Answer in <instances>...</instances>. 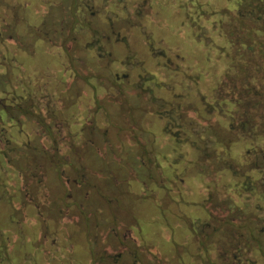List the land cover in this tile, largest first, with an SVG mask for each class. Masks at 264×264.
I'll return each mask as SVG.
<instances>
[{"label":"rangeland","instance_id":"rangeland-1","mask_svg":"<svg viewBox=\"0 0 264 264\" xmlns=\"http://www.w3.org/2000/svg\"><path fill=\"white\" fill-rule=\"evenodd\" d=\"M24 1L37 3L42 27L29 22L27 33L40 42L19 41L15 63H0L7 77L38 81L42 126L28 122L13 137L20 145L27 134L47 157L20 161L0 121V151L9 153L0 165V264L221 259L227 232L245 222L238 208L239 220L219 218L234 215L228 209L245 198L235 187L249 179L247 142L231 132L216 93L247 40L237 0H80L76 19L88 25L65 45L50 27L60 10L71 24L68 2ZM6 12L0 19L10 20Z\"/></svg>","mask_w":264,"mask_h":264},{"label":"trees","instance_id":"trees-1","mask_svg":"<svg viewBox=\"0 0 264 264\" xmlns=\"http://www.w3.org/2000/svg\"><path fill=\"white\" fill-rule=\"evenodd\" d=\"M63 1L66 3L68 2L67 4H65L69 8L70 14L73 18L71 20V24H68V11L64 10V13L62 14V10H60V17L58 15L56 18V30L58 35L63 36L64 34L68 33L69 38L71 39L70 33L74 32L76 26H79L81 28L88 24L81 23L85 22L82 19L81 22L76 19L77 12L80 7V0ZM235 2L236 4L238 3V9L235 14V19L238 25H240L241 27L244 26L243 29H246L245 35L247 36V40L244 42L238 41L240 45H238L239 47L237 48V50L241 48V52L243 55L240 57H234L235 61L230 68L233 70L230 72H226L223 79L219 82L216 91L217 100L220 104L226 103V101L228 103H226V105H224V107L221 109V113L225 114L224 117H230L229 126L231 132L236 137L246 141L247 145L250 144V146H252L255 150L258 149L257 151H259L260 149L264 148V0H237ZM57 4L58 7L63 8V4L60 1L57 2ZM86 10V8H83V11ZM63 15H65V17H63ZM62 32H64V34H62ZM72 40L73 39H71L70 41ZM66 42L67 40L59 41L61 45H65ZM1 75L2 74L0 73V77ZM255 79L258 81H255ZM2 88L3 87L0 84V94L4 93V90ZM15 91L18 92L19 90L16 89ZM8 103L9 102H7V100L5 99V94L3 96L0 95V121L5 122L8 120V123L6 124L8 125L7 128H9V137L7 140L9 143V149L14 151L15 154L20 157V161L26 159L29 162L33 158H36V162H44V157H47L44 154V151H42L40 154V151H37L39 149L38 146H40V144L36 145L35 141L32 142L31 139H27V134L25 140L23 141V144L20 145L15 140V137H13V134L16 132L21 135V133L24 131L23 128L28 122H33L37 127H41L42 122L40 121L42 117H37L36 120H34V118L32 117V120L30 121H22V118L19 119L18 115H16L15 113L16 111L24 113L25 107H18L11 102L10 103L12 105H8ZM230 106L234 108L233 111L231 110V108H229ZM210 120L214 122V119L210 118ZM185 124L191 125L192 123L185 122ZM212 125L213 123L211 124V126ZM211 126H209L208 128H210ZM47 129L48 131H52L51 125H49ZM206 129L207 127L204 130ZM59 140L61 143L66 142L63 138H59ZM55 141L58 145L59 143L57 139H55ZM23 149H27L28 152H30L29 157L24 156ZM56 149L58 150V148ZM35 153L38 154L36 155V157H34ZM252 155L256 159H253L251 163L254 164L256 162H260V153L254 152V154ZM8 156V151H0L1 166H4L6 160L5 158H9ZM65 161L67 163H71L74 166V161L70 158ZM212 171L213 170L210 169L209 172ZM58 176L59 179L62 181L63 178L61 179V174ZM38 183L41 187L42 178L38 181ZM48 207V210H52L53 208L52 205ZM224 218L225 220H228L226 219L227 217H223V220ZM229 222H231V220ZM233 226H235L236 228L243 227V225ZM196 234H198V232ZM199 244L202 245L203 243L201 242ZM204 264H213L212 258L206 256V262Z\"/></svg>","mask_w":264,"mask_h":264},{"label":"flooded vegetation","instance_id":"flooded-vegetation-1","mask_svg":"<svg viewBox=\"0 0 264 264\" xmlns=\"http://www.w3.org/2000/svg\"><path fill=\"white\" fill-rule=\"evenodd\" d=\"M31 3L32 2L24 0H18L16 3H11L8 0H0V9L7 11V14H11L10 20L6 21L4 18L0 19V57L8 67L15 63V56H18L17 48H24L22 42L19 41H25L28 43V47L34 42L39 41V36H37V38L30 37L27 33L28 27L30 26L29 22H34H32L33 27H36L37 25L38 27L40 25L42 27L41 14L34 6L37 5V3H32L34 6L33 13H31L32 10L30 9ZM20 22L26 23V27L17 26V23ZM54 23L55 24L50 27L54 33V37L50 39L53 43H56L58 37H63L64 35H58L56 22ZM64 39L70 41L72 38L70 39L67 33L65 34ZM9 40H13V44ZM18 65L20 68L23 67L19 62ZM6 66H2V63H0V68L3 70H6ZM0 73L2 74L0 77V84L4 90V93H1L0 95L3 96L5 94V99L9 102L8 105H12L11 103H14L18 107H25L24 113L18 112V118L30 121L32 120V117L34 120H36L37 117H41L42 90L38 85V81L32 78H22L23 73L19 76V78L17 77L16 80L14 75H12V78L7 77V74L10 73L8 70L4 72L0 71ZM15 81H17L18 87H15L19 89L18 92H16V89L13 87L11 88L8 83ZM217 84L218 83L216 82L215 85ZM247 148L246 153L248 155H246V158L248 166L246 169L249 170V179L246 180L247 183L242 181V183L238 185L239 187H235L236 193L244 196L245 198H240L242 201H240L239 204L236 205L234 203V206H232L233 208L231 207L228 209L227 213L234 210V213H231L234 215H231V217L229 215L226 216V219L229 221L231 220L232 222L234 219L238 218V216H235V213L238 212L237 208L239 211L242 209L238 213L244 216L243 219L245 225L241 227L242 231L240 232V236L237 237L238 241H235L234 238V234L238 233V228L232 225L234 229L230 228V231L227 232L231 241H228L226 249L221 255L222 260L214 258V260L212 259L213 264H219L221 262H224L223 264H264V148L257 151L258 149L255 150L252 146H250V144L247 145ZM254 152L260 153L261 159L260 162L253 164L251 161L256 159L252 155ZM247 202H250V205H247ZM246 206L249 207L246 208ZM219 219L223 220V217ZM217 222L219 221H216V223ZM218 226L219 225L217 224H213V226L211 225L212 234L219 233L220 227ZM197 264L203 263L198 261Z\"/></svg>","mask_w":264,"mask_h":264},{"label":"crops","instance_id":"crops-1","mask_svg":"<svg viewBox=\"0 0 264 264\" xmlns=\"http://www.w3.org/2000/svg\"><path fill=\"white\" fill-rule=\"evenodd\" d=\"M33 3V2H32ZM30 9L32 10V11H34V7H33V5H31L30 6ZM192 204H199V203H192ZM193 207H195L194 205H192Z\"/></svg>","mask_w":264,"mask_h":264}]
</instances>
